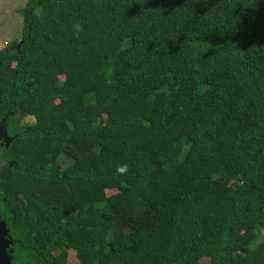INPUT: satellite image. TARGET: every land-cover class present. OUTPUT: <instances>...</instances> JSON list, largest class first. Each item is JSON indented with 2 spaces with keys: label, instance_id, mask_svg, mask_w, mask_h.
Returning <instances> with one entry per match:
<instances>
[{
  "label": "trees",
  "instance_id": "1",
  "mask_svg": "<svg viewBox=\"0 0 264 264\" xmlns=\"http://www.w3.org/2000/svg\"><path fill=\"white\" fill-rule=\"evenodd\" d=\"M21 14L0 49L10 264H264V0Z\"/></svg>",
  "mask_w": 264,
  "mask_h": 264
},
{
  "label": "rangeland",
  "instance_id": "2",
  "mask_svg": "<svg viewBox=\"0 0 264 264\" xmlns=\"http://www.w3.org/2000/svg\"><path fill=\"white\" fill-rule=\"evenodd\" d=\"M27 0H0V49L11 47L15 41L21 39L23 29V17L21 10L25 6ZM22 122H35L33 112L22 111ZM28 116H27V115ZM62 162L61 168H65L69 163L63 156L58 158V163ZM113 194V191H108L107 195ZM263 233V232H262ZM202 264H208L209 258L203 257L200 261ZM67 264H77L75 252L68 251Z\"/></svg>",
  "mask_w": 264,
  "mask_h": 264
},
{
  "label": "water",
  "instance_id": "3",
  "mask_svg": "<svg viewBox=\"0 0 264 264\" xmlns=\"http://www.w3.org/2000/svg\"><path fill=\"white\" fill-rule=\"evenodd\" d=\"M0 130V137L2 136ZM7 231L5 228V223L0 218V264H10V255L7 252V249L11 245V241L6 238Z\"/></svg>",
  "mask_w": 264,
  "mask_h": 264
},
{
  "label": "clouds",
  "instance_id": "4",
  "mask_svg": "<svg viewBox=\"0 0 264 264\" xmlns=\"http://www.w3.org/2000/svg\"><path fill=\"white\" fill-rule=\"evenodd\" d=\"M129 171V166L127 164H122L117 166L116 172L118 175H126Z\"/></svg>",
  "mask_w": 264,
  "mask_h": 264
}]
</instances>
